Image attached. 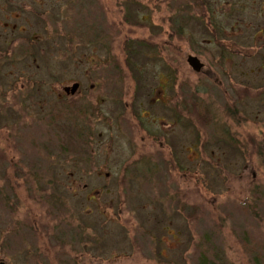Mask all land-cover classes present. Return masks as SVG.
Returning <instances> with one entry per match:
<instances>
[{"label":"rangeland","instance_id":"1","mask_svg":"<svg viewBox=\"0 0 264 264\" xmlns=\"http://www.w3.org/2000/svg\"><path fill=\"white\" fill-rule=\"evenodd\" d=\"M247 238L264 252V0H0V262L253 264Z\"/></svg>","mask_w":264,"mask_h":264},{"label":"trees","instance_id":"2","mask_svg":"<svg viewBox=\"0 0 264 264\" xmlns=\"http://www.w3.org/2000/svg\"><path fill=\"white\" fill-rule=\"evenodd\" d=\"M180 29H182V28H180ZM125 50L127 53L131 54V56H133V57L136 54V52H134L132 42L126 43ZM157 103L158 102H156V104ZM204 106L205 105H203V103H202L201 105L198 106V108L203 110ZM166 107H167V103H166V105H163V108H166ZM198 108H196V107L191 108L190 113L198 114L200 112V110ZM167 109H168V107H167ZM98 119H100V118H98ZM174 119H176L177 121H183L182 110L180 111L177 109V111L174 115ZM183 123H184V121H183ZM70 129L71 130L69 132H72V133L75 132V128H73L72 126ZM82 130L79 129L78 131L81 132ZM74 134H76V132ZM69 135L70 134L68 133V135L66 137V143L63 140V143L61 144V148H62L63 152L68 153V154H72V155L74 154V155L78 156L79 154L86 153V151L90 150L89 145L91 143L88 141V136H86V137H84L83 135L79 136V137L76 136V138L74 137L71 139ZM59 207H60V205H59ZM248 240H250V239L249 238L245 239V242L243 243L244 251H245L246 255H249V257H251V261L253 262V264H264L263 246L260 244H256V243L249 244L247 242ZM199 264H227V263H226L225 259L221 257V255L215 254V256H210L209 253L205 252L204 254L201 255Z\"/></svg>","mask_w":264,"mask_h":264},{"label":"water","instance_id":"3","mask_svg":"<svg viewBox=\"0 0 264 264\" xmlns=\"http://www.w3.org/2000/svg\"><path fill=\"white\" fill-rule=\"evenodd\" d=\"M187 62H188V65L189 67L192 68V70L194 72H201L202 69L204 68L203 64L201 63L200 59L196 56H189L188 59H187ZM80 85L79 84H74L72 86H69L68 88H65V92L66 93H71V94H76L77 90L79 89ZM0 264H8L7 262L5 261H1Z\"/></svg>","mask_w":264,"mask_h":264},{"label":"flooded vegetation","instance_id":"4","mask_svg":"<svg viewBox=\"0 0 264 264\" xmlns=\"http://www.w3.org/2000/svg\"><path fill=\"white\" fill-rule=\"evenodd\" d=\"M80 87H81V85H80ZM80 90V89H79ZM79 92V91H78Z\"/></svg>","mask_w":264,"mask_h":264}]
</instances>
